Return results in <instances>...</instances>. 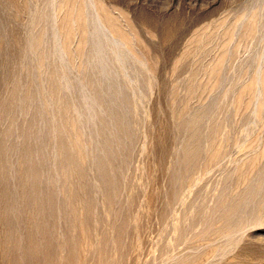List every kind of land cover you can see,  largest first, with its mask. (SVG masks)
Returning <instances> with one entry per match:
<instances>
[{"label": "rangeland", "instance_id": "374dc122", "mask_svg": "<svg viewBox=\"0 0 264 264\" xmlns=\"http://www.w3.org/2000/svg\"><path fill=\"white\" fill-rule=\"evenodd\" d=\"M8 263L264 264V0H0Z\"/></svg>", "mask_w": 264, "mask_h": 264}, {"label": "bare ground", "instance_id": "6f19581e", "mask_svg": "<svg viewBox=\"0 0 264 264\" xmlns=\"http://www.w3.org/2000/svg\"><path fill=\"white\" fill-rule=\"evenodd\" d=\"M8 202V201H7ZM32 208V207H31ZM4 238V237H3ZM2 246V245H1ZM9 264V263H8Z\"/></svg>", "mask_w": 264, "mask_h": 264}]
</instances>
